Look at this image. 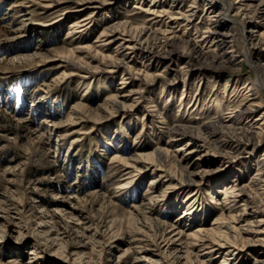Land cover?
Wrapping results in <instances>:
<instances>
[{
    "label": "rangeland",
    "instance_id": "374dc122",
    "mask_svg": "<svg viewBox=\"0 0 264 264\" xmlns=\"http://www.w3.org/2000/svg\"><path fill=\"white\" fill-rule=\"evenodd\" d=\"M76 1L59 0L47 8L48 0H0V264H221L223 258L226 264H257L264 248L253 237L257 218L250 219L251 226L242 225L247 220L236 223L251 248H240L231 258L228 248L216 250L222 236L215 218L230 206L222 191L236 170L201 141L170 132L176 125L198 127L227 116L248 90L241 87L245 82H264L263 70L243 62L235 71L228 65L207 72L196 69L201 62L191 64L176 53L149 63L141 52L118 54L121 38L114 45L99 36L118 24L150 44L164 42L167 32L202 45L210 27L206 0L195 1L190 21L181 14L193 0H159L156 7L153 0H96L84 6ZM237 1L227 0L233 3L229 14L241 21ZM168 5L169 14L148 12ZM79 6L87 8L76 12ZM88 16L83 32L68 34L73 19ZM235 25L243 46L244 28ZM252 51L253 60L264 62V51ZM101 54L126 55L127 68L110 72L99 62ZM96 65L103 70H93ZM127 69L129 78L123 80ZM144 72L157 81L144 83ZM230 74L235 80L225 90ZM173 79L176 84L167 86ZM212 90L218 102L209 99L216 95ZM259 90L263 111L264 85ZM110 98L117 109L108 107ZM79 104L87 109L75 110ZM262 121L259 117L254 128ZM258 147L264 151V144ZM158 149L169 152L167 167L149 159ZM173 163L199 185L172 190L167 177L153 180ZM248 176L239 175L236 182L243 184ZM195 189L200 194L188 197ZM245 200L247 195L240 196L232 207ZM198 231L201 239L195 238ZM210 246L217 252L209 254Z\"/></svg>",
    "mask_w": 264,
    "mask_h": 264
},
{
    "label": "bare ground",
    "instance_id": "6f19581e",
    "mask_svg": "<svg viewBox=\"0 0 264 264\" xmlns=\"http://www.w3.org/2000/svg\"><path fill=\"white\" fill-rule=\"evenodd\" d=\"M58 1L59 0H48L46 7L50 8ZM94 1L96 0H81V5L83 4L84 6L86 2ZM105 1L107 0H100L99 3H105ZM195 1L196 0H193V4H191L186 10L187 14H181L187 21H190V17L194 15L193 8H195ZM239 2L242 5L240 9L242 11L239 13L242 15L241 21H239L236 17H231L229 14L233 3L229 4L227 0L222 3H219V0H206L205 9L210 11V27L207 31H205V34L201 38L203 41L202 45L200 44V40H183L174 35L170 36L167 32L164 33V42L150 44L147 40L144 42L145 39L142 40L140 35L139 38L137 37V39H133L131 37L132 35L128 34L126 29H120V25L118 24H111L109 27L104 28L99 36H108L109 39L104 44L114 45L121 38L122 41L117 43L115 46L116 49L118 48V54H121L120 51L124 49L131 50L133 52H141L144 57L149 59V63L150 61L159 62L161 59L167 58L176 53L187 56V59L190 60H187L186 62H190L191 64H193L194 61L201 62L200 64L202 66H198L196 69H201L203 71L208 70L211 72L213 70L215 71L220 68H225L228 65L233 66L234 69L231 70L235 71L239 69L237 66L235 67V65L247 62L252 68L256 69L257 72H261L262 70L264 72V62L255 61L252 58V50H254L255 53L256 50L259 51V49L260 52L261 50L264 51V0H240ZM157 4H159V0H153L151 6L156 7ZM83 6H79L80 8H77L75 11L80 12L87 8ZM99 6L100 5L95 4L94 8ZM153 7L149 8L148 12L158 14L157 16H161V13L169 14L170 11L168 10L171 9V5H168L167 8H163L160 11L153 9ZM88 19H90L89 16L86 18L84 17L81 21H78L77 18L73 19L70 23L72 29L69 30L68 34L71 35L75 31L83 32L86 29L85 26L87 23L82 24V22H85ZM255 21L257 23L251 26V23ZM236 23L241 24L244 28V32L241 36L243 46H240L235 37L233 25L235 28ZM50 24L44 26H49ZM144 30L145 29L143 28L139 33L142 34ZM117 33L123 35L126 34V38H123L125 36L121 37L116 35ZM125 56L126 55H124L121 59H117L114 56L112 57L110 55L101 54V61L99 62L108 67L110 72H115L118 68H127V62L124 59ZM239 57H241V59L235 63L234 61ZM88 66L85 68L89 70L91 66ZM92 69L97 71L102 69V67L100 65H96L92 67ZM127 70L128 71L122 76L123 80H127L129 78L127 75L130 74L131 69ZM165 70L166 68L163 69V71ZM189 71L190 69L185 72L189 74ZM203 71H201L199 75L204 74ZM141 80H143L144 83L153 84L157 81V77H153L151 73L144 72L141 76ZM233 80L235 79L233 78V75L230 74L225 81V90H227L229 86L228 84L232 83ZM200 83L197 90L201 87ZM263 83V81L254 83L250 82L251 86H249V84H246L245 82L241 87L248 90L243 93L238 107L234 111H231L227 116L224 117L219 114L215 116V118L205 123H201L198 127L176 125L171 128L170 132L173 134L174 138L176 136L180 137L188 135L189 141L192 138L201 141L203 143L202 146H208V148L211 147L214 149L219 156L226 159V162L228 163L227 166L229 168L233 171L236 170L234 173L235 179H233L231 183L225 184L222 191L224 204L230 206L224 208L226 210L221 211V213L215 218V222L217 223V232L222 236V240H218L220 248L216 250L220 252V249L228 248L229 250L226 252V255H231L230 258L232 255H235L237 253L236 251L240 248H251L250 246H252V243L247 241L249 238L245 240V238L240 235V231L244 230L242 225L249 224V226H251L250 219L252 218H257V228L253 237H255V240L261 242L264 246V151L259 153L260 148L258 147L260 144H264V110L261 111L263 108V100L261 99L259 90V87L264 85ZM166 84L167 86H174V84H176V80H169ZM213 85V87H215L216 83ZM236 87L237 85H234L233 92H237ZM213 92L216 93L215 90ZM198 93L199 91L196 92V94ZM196 97H198V95H196ZM208 97L212 101H219L217 93L216 95L211 94ZM82 104L75 106V110L87 109V107ZM108 104H110L108 107L117 109L115 108V105H117L115 98H110ZM194 105H196V103H193L191 107ZM255 114L257 115L256 118L254 117ZM259 117H262L263 121L260 123V126L255 129L254 126L256 124V120H259ZM163 151L158 149L154 154H152V156L154 155L153 158L147 157V159L149 158L152 163L157 166L167 167L166 164L170 161V155L168 151ZM237 164L245 165L244 167L243 165H238V167L236 166ZM135 170L138 171V169ZM163 170V174L161 173L158 176H155L153 180H162L167 177L168 182L170 181L168 186H165L167 189L173 190L183 188L189 184L199 185V181L197 179L186 175L182 171L181 167L175 163L171 165L170 169L165 168ZM134 171H129L131 174L130 177L133 176ZM244 173L249 174L248 179L243 184H239L236 180L239 178V175L243 178ZM129 182L130 181L127 183ZM198 194H200L199 191L195 189L192 190V195H189L188 197H193ZM242 195H247L249 200H245V202L238 208L232 207V202L236 201V199ZM230 199H232V201ZM250 199H252V201H250ZM248 203L253 204L252 206H246L245 204ZM189 206L190 209L194 207L193 205ZM241 207L243 208L239 209ZM242 220H247V222L240 226H236V223H240ZM197 237L198 239H201L199 231L195 234V238ZM208 249H210L208 251L209 254L216 251L215 248L211 246ZM261 256L263 258L260 260L256 257L255 261L258 262L257 264H264L263 247L261 249ZM226 262L227 259L223 258L221 264H226Z\"/></svg>",
    "mask_w": 264,
    "mask_h": 264
}]
</instances>
